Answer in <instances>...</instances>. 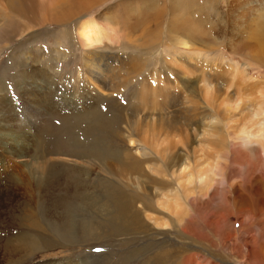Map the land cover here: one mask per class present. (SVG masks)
Returning a JSON list of instances; mask_svg holds the SVG:
<instances>
[{"label": "rangeland", "instance_id": "374dc122", "mask_svg": "<svg viewBox=\"0 0 264 264\" xmlns=\"http://www.w3.org/2000/svg\"><path fill=\"white\" fill-rule=\"evenodd\" d=\"M74 1V6L82 3L84 9L70 10L67 0H0V103L7 105L5 109L8 110L3 111L4 107L0 110V264H180L185 259V264H246L241 257L247 254L245 246L237 253L228 250L229 256L216 254L207 246L192 243L178 233L174 223L162 226L161 221L160 230H156L155 226L154 229H135L132 226L131 229L117 230L116 217L112 219L111 215H115L114 209L106 206L105 200H102L104 206H92L85 197L87 193L94 198L115 193L120 195L117 197L133 200L135 204L140 201L141 184L137 185L135 179L138 171L132 167L133 170L126 169L133 173L127 171L119 163L122 153L126 156L131 154L134 160L141 155L140 146L128 143L130 123L137 121L139 126H145L153 121L156 124L160 114H168L169 124L174 128L185 126L190 129L193 132L191 138L199 133L196 135L199 139L203 129L209 128L214 132L221 131L219 135L222 136L224 126L238 124L232 121L229 112L232 106L228 105L229 109L225 103L226 93L233 97L235 87H238L247 91L243 96L236 95V99L240 96L237 99L239 102L241 99L242 103L248 101V107L264 103V68L230 53L232 47L250 41L251 24L264 20L261 18L264 12L261 14L257 9L262 0H256L249 9L241 7L235 13L227 14L225 8H221V14L215 16L212 10H204L208 0H194L195 6L187 10L180 5L182 10L178 15L196 21L195 24L206 31L208 40L218 43L196 49L174 46L173 38L177 35L167 34L168 23L172 20L170 17L177 12L174 9L172 14L169 13V5L173 2L180 4L183 0H91V5L90 0ZM229 1L235 9L236 0ZM262 3L264 6V1ZM64 14L72 17L68 16L59 23ZM88 19L100 22L98 26L109 33L110 38L117 37L118 42L107 44L114 49L108 47L102 49L104 52H88L80 45L78 27ZM174 57L178 62L173 63ZM182 62L192 63V66L185 67ZM172 66L177 68V72L182 71L183 76L171 73L169 68ZM94 67H99L102 72L106 70L107 75H95ZM31 70H37L33 78L29 76ZM187 73L192 77L189 78ZM208 75H211L215 91H221L214 99L215 105L211 100V106L206 92L200 90L202 80H206ZM35 83L42 89H30ZM85 105L98 115L93 118L76 114L80 113L77 109ZM209 113L216 115L217 125L207 123ZM15 119L27 123V128L20 129ZM4 121L11 123L10 129L3 126ZM35 136L37 139H34ZM131 138L138 140L137 131L131 134ZM99 140H103L104 144ZM216 140H209L212 141V153L215 147V150L222 147ZM192 141L189 149L196 148V142ZM200 141L206 142L204 137ZM93 144L107 147L109 159L103 158L104 154L98 161L96 153L85 154L88 147L93 152L96 147ZM43 147L47 159L68 160L71 164L54 170L58 175L54 177L46 198L38 199L35 183L39 172L34 170L37 162L29 156L35 159L33 153L43 155L40 150ZM250 147L255 146L247 145V148ZM261 158L264 160L259 156L255 162L259 171L254 175L264 176ZM157 160L159 158L154 163L157 168L162 166L160 171L167 167V162ZM5 161L12 165L9 170L2 169ZM239 168L238 171L243 170L242 166ZM17 174L20 176L9 179L10 175ZM235 176L232 183L242 187L244 184L240 176ZM146 183L152 187L149 180ZM215 187L226 188L223 182L219 185L215 183ZM212 196L216 205L218 197L216 193ZM202 202L200 200L196 202L197 206H192V213L195 214L192 218L205 228L218 226L221 215L218 211H231L230 208H222L218 201L216 206H206L207 203ZM261 218L264 219L263 216ZM251 223L255 221L251 220ZM122 224L120 222L118 226ZM252 227L248 232L256 237L260 232L256 226ZM233 230L236 233L239 226L234 224ZM245 232L247 230L244 229L241 237H246ZM206 233L213 237L209 231ZM23 235L29 239L22 242V250L10 254L5 251L12 242L16 244L12 245L13 248L17 247L15 239ZM228 236L224 231L221 243L228 241ZM152 255L155 258L150 260Z\"/></svg>", "mask_w": 264, "mask_h": 264}, {"label": "bare ground", "instance_id": "6f19581e", "mask_svg": "<svg viewBox=\"0 0 264 264\" xmlns=\"http://www.w3.org/2000/svg\"><path fill=\"white\" fill-rule=\"evenodd\" d=\"M67 1H68L67 4L69 5L70 10L75 9V10L79 11V10L84 9V5L82 3L77 2L78 4L74 6V3L76 4V2L74 0H67ZM263 1L264 0H262V2ZM71 2H72V4H71ZM254 2H256V0H236L234 5H233L235 7V9H233L231 7V2L229 0H208L206 5H205L204 10L206 12H208L209 10H212L213 15L215 16V14L216 15L221 14V11H220L221 8H225V12H227V14H229V13L237 12L239 8L241 9V7H243V9L244 8L249 9V7L252 6ZM262 2H260V6H258V8L256 7L258 9V11L260 10L261 14L264 12V9H263L264 6H263ZM92 3L93 2H91V0H90L89 4L91 5ZM180 5L182 8L184 7L185 9L195 6L194 0H183V2H181L180 4L173 2L171 5H169V6H171V7H169V13L171 12V14H172L175 10H177L176 14L174 13L175 15L172 14L173 17H170V19L172 18V20L169 21L168 26H167V31H168L167 34L170 35V33H175L177 35V36H174V38H173L174 46H181L183 49L188 48V47L191 49H196L199 46L202 47V45H210V44L216 45V44H218L217 42H215L213 40H208L209 36L206 34V31H203L202 29H200L198 27V25L195 24L196 21L189 20V18H187V16H186V18H184V17H182L183 15H178L179 12H181V10H182V9H180ZM176 8H178V9H176ZM68 16L69 15L67 14L65 16L60 17V20L58 22L60 23V21L62 22L64 20L68 19ZM188 16H190V14H188ZM71 17H72V15L69 16V18H71ZM261 18H264V14L261 15ZM187 19L191 22H189ZM97 23H100V22H97V20H95V19H88V20L83 21L80 24V26L78 27L79 30L77 29L78 30V32H77L78 42L80 43V45L82 47L86 48L88 52L89 51L94 52L96 50H99V52H100V50L108 48V47L111 49H114L115 47L108 46L107 44L118 42L116 40L117 37H115V39L110 38L108 35L109 33L108 34L105 33L98 26ZM252 25H253V27H252ZM251 27L253 29L251 28L250 33H249L250 41L247 43L238 44V45L232 47L230 53L232 55H237L240 59L248 61V63H252V65H257L259 68H264V20H261L260 22H258V24L257 23L251 24ZM112 29L113 28L111 27V30ZM113 32H115V30ZM118 33H119V31H118ZM115 34H117V33H115ZM115 34H114V36H115ZM117 36L119 37V35H117ZM97 53H95V54L97 55ZM172 55H174V54H172ZM177 55L178 54H176V56ZM175 58L176 57L173 58V63L178 62ZM243 60H241V61H243ZM179 61H181V59ZM182 64L185 67L186 66H192V63H191V65H189L188 63L182 62ZM169 70L171 73H176L177 75L183 74L182 71L177 72V68L176 67L173 68V66L170 67ZM110 72H111V68H110L109 73ZM184 72H185V69H184ZM29 73H30L29 76H32L31 78H33V76H36L37 70H34V71L31 70ZM93 73L95 75H100V74L102 75L105 73V76H106L108 72H106V70H105V72H102L99 69V67H94ZM188 75L190 78L191 74H188ZM210 76L208 75V78L206 80H204V79L202 80V82H201V83H203L202 88L200 89V87H198V89H200L201 91L203 89V91L206 92L205 95H208V97L210 98V101L213 100V104L215 105L214 99L217 97V95L221 91H219V90L215 91L214 86L212 84V81L210 80ZM26 77L29 78L28 76H26ZM95 81H96V79H95ZM100 85H101V83H100ZM31 88H34L35 91L39 90L40 88L42 89V87L40 85H38L37 83L32 85L30 87V89ZM163 88H165V87H163ZM235 88H236V90L234 89L235 90L234 95L231 94V95H233V97L227 95V93L225 94V103H226L227 107H228V105L232 106L231 110L229 112H231L232 121H237L236 123H238V124H236V126H233V127H230V126L227 127L228 125L224 126V131H223L224 136L222 135L223 138L221 135H219V132H221V131H219V132L215 131L214 132V130L209 128V127H208L209 130L203 129L201 136H200V138L204 137V139L207 143L201 142L200 138L197 139L196 135L199 134L198 133L199 131L196 132L198 134H195L194 137L191 138V136L193 135V132L190 131V129L188 130V128H185V126H183V127L177 126L178 128H174V126H171L169 124L170 123L169 122L170 117L168 119V114H160L158 117H161V118L156 121V124H155V122L149 121V120H147V121H149V122H147V124L150 122H151V124H148L145 126H139V123L137 121L134 123H130V125H129L130 127L128 126V129H130V134H128L129 135L128 136L129 137L128 143L131 146H132V144H134L135 146L136 145L140 146L141 147V155L139 156L138 159L134 160L132 157H130L131 154H129V156H126V155H123V153H122V156L119 159V163H121V165L125 167V168L124 167L123 168L127 171H130V170L126 169L127 167L130 169H132V168L136 169L138 171V174H137L138 176L135 177V179H136L137 185L141 184V186L139 187V190L141 191L140 201L135 204V202L133 200L126 201L122 197H117L119 194L115 195V193L114 194L106 193L101 197H95V198L93 196H91L90 194L87 193V195H86V193H85V195H86L85 199L87 200V203H89L92 206H97V205L98 206H104V204L102 203V200H105L106 206L114 209L115 215L114 214H111V215H113L112 219H113V217H116V223L115 224L119 225L120 222L123 223L122 225H120L123 227H120L117 225V227H116L117 230L124 229V228L131 229L132 226H134L135 229H147V228L154 229V226H155L156 230H160L162 222H163L162 226H165L168 223H174L178 233L187 237L192 243L198 244L199 246H202V245L204 247L207 246V249H211L216 254L221 253V254L229 256L230 253L228 252V250L231 249V250H233L234 253L235 252L237 253L241 250V248L244 249V246H245L246 251L248 250L246 252L247 254L243 255L241 257H243L242 259L245 260L246 264H264V219L261 218L262 216L264 217V176L253 174L254 172L259 171L258 170L259 166L256 167L258 164L256 165L255 162L257 161L259 156L264 157V103L261 104L263 102L262 101L259 104H255L252 107L251 106L248 107V105H247L248 101H246V102L244 101V103H242L241 102L242 99H241L239 102L237 99L240 96L236 99L237 94H239V95L241 94L243 96L244 92L246 93L247 91L246 90L242 91L238 87H235ZM97 89H98V86H97ZM231 90H233V89H231ZM228 91H225V92H228ZM198 92H196V93H198ZM101 93H103V92H101ZM258 93L262 94L260 92H258ZM104 94H105V92H104ZM205 95H204V98L206 97ZM201 97H203V96H201ZM203 101H204V99H203ZM204 102H206V101H204ZM4 104H6V103H4ZM211 104H212V101L210 103V106H211ZM2 107H4L2 109L3 111L8 112V110L5 109V108H7V105L3 106L0 103V110ZM227 107H225V108H227ZM210 108H212V107H210ZM228 108L230 109V106ZM77 110L80 111V113H76L79 116L80 115H87L88 117L95 118L94 115H98L96 112L93 113L92 108H88L87 105H85L84 107L82 106V108L77 109ZM3 111H2V113H3ZM89 111L91 114H89ZM212 111H213V109H211L210 112H212ZM164 113H165V111H164ZM210 114L211 113H209V116H208L209 122H207V123L210 126L214 125V124L217 125L218 120H217L216 115L211 116ZM229 114L230 113H228V115ZM128 118H130V117L128 116ZM149 118H150V120H153V116H150ZM96 119H98V117ZM15 120H17V119H15ZM92 120H94V119H92ZM204 120H205V118H204ZM17 121H18V125H19L20 129L22 128L23 130H25L27 128L26 127L27 123L23 124L22 121H20L19 119ZM4 122H5V124L3 126L7 130L10 129L11 123L7 124L6 121H4ZM13 122H15V121H13ZM125 122H126V120H125ZM226 124H227V122H226ZM228 124H230V123H228ZM94 125H96V124L94 123ZM101 125H103L102 122H101ZM222 125H223V123H222ZM96 126H99V125H96ZM103 127H105V126H103ZM126 127H127V125H126ZM204 127H206V126L204 125ZM93 128H95V127H93ZM106 128H108V127H106ZM218 128L220 129V127H218ZM103 129H105V128H103ZM13 130H15V129H13ZM126 131H128V130H126ZM135 131H137V139L138 140H133L134 138L133 139L131 138V134H133ZM220 134H222V132ZM34 139H37V136H35ZM191 139L193 140L192 141L193 143L196 142V144H197L195 146L196 148L189 149V145H191ZM212 139H214V140L217 139L218 142H220V145L222 146L221 149H218V150H215V148H217V147H215L213 149V153L211 152L212 148L210 145V142H212V141H209ZM202 140H203V138H202ZM102 141L99 140V142H102ZM251 144H253L255 147H253V148L250 147L251 149L247 148V145H251ZM93 145H94V147L96 146V144H93ZM102 145L96 146L95 148H93V152L91 151L92 149L90 150V147H88L89 150H85L86 152H84V153L87 155H91L93 153L94 154L96 153L95 156L97 157L98 161L100 160L99 158H101V155L103 157V155L105 154V157H103V158L108 160L109 158L107 156H109L108 155L109 149L107 147H103ZM226 146H227V148H226ZM219 147L220 146H218V148ZM40 150L42 151L43 155L38 156L37 155L38 152H37L36 154L33 153V157L35 159H33L31 156H29L31 158V160H33L34 162L35 161L37 162V164H35L36 167H34L35 168L34 170L39 172V174L36 172L38 175L36 176L37 178H36V183H35V189L38 190V193H39L38 197H37L38 199H42L43 197L46 198L47 192H49L48 189L51 187V183H52L54 177L58 175V174H55L54 170L58 166L64 167V166H68L69 164H71V163H69L68 160H62V159L50 160V159H47L44 156L46 154L45 148L43 147ZM28 153H30V152H28ZM257 153H259V155H256ZM124 154H126V153H124ZM132 156H134V155H132ZM92 157H94V156H92ZM85 158H87V157H85ZM144 158H145V160H143ZM157 158H159V160H161V159L163 160V161L161 160L162 161L161 163H163V162L165 164H166V162L168 163V165L165 169H161V171H160V168L162 166L160 168L156 167L157 165H155L154 162L156 161ZM38 160H40V162H38ZM127 160L129 162H131L130 165L128 164ZM159 160H157V161H159ZM116 161H117V159L115 160V162ZM260 161L264 162L263 159ZM100 162H102V161H100ZM106 163H107V161H106ZM238 166L239 167L242 166L243 170L238 171V168H239ZM9 167H12V165H10L8 161H5L2 163V169L3 170L4 169L6 170V168L8 169ZM263 167L264 166H262V168ZM61 169H63V168H61ZM157 169H159V170H157ZM262 171L259 173H262ZM56 172H57V170H56ZM62 172L65 174L64 171H62ZM130 172H132V171H130ZM12 175H15V174H12ZM12 175H10V176L8 175L9 179H15V178L20 176L19 174H17L16 176H12ZM235 175L240 176V178L239 177L238 178L244 184L242 187H238V185H237L238 183L236 185H234V183H232V180H233ZM139 179H140V181H139ZM146 180L150 181V184L152 185V187L147 186ZM54 181H55V179H54ZM221 182L224 183V185L226 187L225 189L220 188V187L218 189V187H215V183H216V185L217 184L219 185ZM241 182H239V183H241ZM144 186H146V187H144ZM165 187H167V188H165ZM106 192H108V191L106 190ZM214 193H216V196L218 197L217 201L219 202L220 205H222V208H230L231 211L228 210L229 212L222 213V211H224V210H221V211L217 210L218 213L219 212L221 213V215L219 216L220 222L218 223V226L209 225V227L206 226V228H205V227L201 226L198 221H196L197 219L195 220L192 218V215L194 214V213H192L193 212L192 208L195 207L196 202H198L200 200H201V202H202V200H203V202H206L207 203L206 206L212 205V204H214L213 206H216L217 201H216V205H215V202H214L215 198H214V196H212ZM101 194H103V193H101ZM97 196H100V194L99 195L97 194ZM44 199H43V201H44ZM149 200H150V204H149ZM46 202H47V200H46ZM46 207H48V206H46ZM204 207H205V205H204ZM226 211H227V209H226ZM211 212H213V210ZM107 216H110V215L108 214ZM256 218L258 219V221ZM251 220L252 221L254 220L255 223L252 224ZM159 222H161V223H159ZM234 224L235 225L237 224L239 226V231H237L236 233L233 230ZM84 226H86V225H84ZM252 226L253 227L256 226L258 228V229L257 228L256 229L260 232V234H258L256 237H254L252 235V233L248 232V230ZM253 227H252V229H254ZM244 229L247 230V232H245L246 234L244 235L246 237H241V235L243 234L241 232ZM27 231H29V230H27ZM208 231L211 233V235L213 234L212 238H210V236L206 233ZM224 231H226L229 234L228 241H224V243H221L222 235H223ZM22 232L24 233V230ZM253 233H255V232L253 231ZM213 238L217 241L212 240ZM10 239L12 240L13 238H10ZM27 239H29V237L27 235L20 236L18 239H15L18 242L17 247L13 248L12 245H14L15 243L13 244V242H12V243H10L7 250H5V251H7L10 254L11 252L16 253V252L22 250V248H23L22 242L27 241ZM256 239H257V241H256ZM227 242H229V244ZM5 243H6V241H5ZM28 243H30V242H28ZM187 244L188 243H186L185 246ZM191 248H193V247H191ZM23 253H25V252H23ZM165 255H169V253H165ZM234 256H235V254H234ZM154 258H155V255H152V258H149V259L151 260ZM185 262H186V259L184 261L181 260L180 264H185Z\"/></svg>", "mask_w": 264, "mask_h": 264}]
</instances>
